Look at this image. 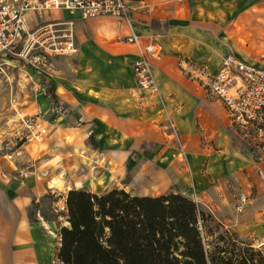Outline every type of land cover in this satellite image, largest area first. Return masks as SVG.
I'll return each instance as SVG.
<instances>
[{"label": "rangeland", "instance_id": "rangeland-1", "mask_svg": "<svg viewBox=\"0 0 264 264\" xmlns=\"http://www.w3.org/2000/svg\"><path fill=\"white\" fill-rule=\"evenodd\" d=\"M127 1L130 6L133 2H137ZM183 1H178L174 16L176 21H181L179 19L188 21L189 26H194L196 24L194 21L197 19L214 23L215 64L197 65L189 58H186L185 63L186 68H193V73L198 69L202 70V84H205L206 88L208 78L217 75L216 67L223 64L224 58L228 55L243 58L251 64L264 65V22H262L263 26L257 22L260 19L259 9L264 12V0ZM209 6H212L214 11L210 12ZM62 13L68 15V18L62 19ZM76 14L60 11L46 16L48 23L74 22V38L78 50L75 54L68 57H54L45 69H35L27 63L12 61L10 58L0 60V161L7 162L16 171L13 164L16 158L21 159L27 154L33 159L29 165L21 167L16 165L18 167L16 180L24 186L26 179L22 176L23 173L34 171V177L43 183V188L37 194H32L31 190L24 188L21 196L39 200L36 206L31 204L29 209L33 217L35 215L40 219L42 215L41 220L50 222L44 230L45 240L48 242L51 238L52 242H56L58 230L66 221L65 203L62 197L72 189L84 188L104 193L119 188L133 195L159 196L168 193L173 187H178L183 194L201 203L204 209L213 215L215 221L239 232L257 248L264 247V195L257 199L255 190L251 197L245 195L246 203L240 204V195L235 201H230L226 199L225 191L221 187L211 186V179L193 174L189 167L190 161L185 157L183 145L177 137L166 138L160 143L147 141L151 139L149 130L157 127L149 126L142 118L146 115L143 113L145 105L136 85L133 96L135 114L133 138L146 141L137 144V148L134 149L140 156L130 154V151L126 150L131 143L128 145L127 137L122 135L125 128L111 127L105 116H102L99 124H94V132H92L96 134L101 150L94 151L91 146H87L89 149L85 148L83 131L78 129L86 124L78 116L81 113L79 106H84V102L69 108L67 104L60 102L61 99L56 103L49 96L52 88L58 97L66 101L73 100L71 94L65 98L60 94L59 89L54 87L58 82L57 77H63L73 94L75 93L73 88L81 92L77 83L81 67L75 25ZM38 24H42L38 17L36 20L29 18V26L32 29ZM133 48L135 49L134 46ZM53 78H55L54 83ZM44 79L47 83L43 81ZM208 93L217 99L210 91ZM127 111L126 105H118L115 115L118 116L119 122L126 120ZM86 113L90 115L95 111L90 108ZM28 120H33V123L37 122V125L47 128V136L31 142L21 139L22 132L26 133L24 123ZM103 124L105 128H102ZM233 127L236 131V134L232 135L235 145L239 149L244 147L254 158L257 157L256 141L235 124ZM169 129L174 130L172 125ZM123 151H127L129 155L126 153L122 155ZM147 152L150 153L148 160L144 158V153ZM119 156L125 157L123 160L120 159L121 165L115 166L113 157ZM91 174L97 175L93 177ZM53 183L55 185H52ZM50 264L60 263L55 259Z\"/></svg>", "mask_w": 264, "mask_h": 264}, {"label": "crops", "instance_id": "crops-1", "mask_svg": "<svg viewBox=\"0 0 264 264\" xmlns=\"http://www.w3.org/2000/svg\"><path fill=\"white\" fill-rule=\"evenodd\" d=\"M178 1L183 0L133 2L130 24L111 16L84 20L76 14L81 67L77 83L81 92L73 88V94L63 77H57L58 82L54 87L57 90L63 89L67 96L71 94L73 99L66 101L59 97L60 102L67 104L69 108L84 102V106H79L81 113L78 116L86 124L78 129L83 131L86 149L89 148L85 142L94 132V124L101 122L102 116L107 118L111 127L125 128L122 135L131 143L126 150L136 149L137 144L145 141L133 138V96L137 84L132 65L137 58V52L133 45L119 42L118 37L129 36L131 30H134L144 43L157 41L164 49L163 59L152 62L160 97L150 96L139 90L145 105L143 113H146L142 118L149 126L157 127L149 130L151 139L147 141L160 143L166 138L177 137L183 145L185 157L190 161L189 167L193 174L211 179V186L221 187L225 191L226 199L230 201H235L241 194L251 197L255 190V197L258 199L264 195V162L256 160L244 147L239 149L235 145L232 135L236 131L230 116L223 103L211 96L205 84H202V70L198 69L193 73V68L185 67L186 58L197 65L215 64L214 23L197 19L194 26H189L188 21H176L174 16ZM209 7L210 12L214 11L212 6ZM259 10L260 13L257 12L260 19L257 22L263 26L264 12ZM61 15L62 19L68 18L65 13ZM153 19L168 21L170 28L168 31L155 32L150 26ZM240 59L251 64L243 58ZM221 65L216 67L217 73ZM55 78L52 79L53 83ZM118 105H126L128 110L126 120L122 122L115 115ZM90 108L95 113L88 115L86 112ZM171 125L174 134L169 129ZM102 128H105L104 124ZM95 138L97 140L96 134ZM97 142L99 143L98 140ZM125 153L129 155L130 152H121L122 155ZM133 154L140 156L138 151ZM31 161L33 159L25 154L21 159L16 158L13 164L17 171L16 165H29ZM16 171L7 162L0 161V264H50L57 259L59 230L56 242H52L51 238L47 242L44 230L50 222L41 220L42 215L40 219L35 215L33 217L29 209L34 200L36 203L39 200L21 196L24 188L37 194L43 188V183L34 177V171L24 172L28 176L25 177L23 173L22 176L26 179L23 186L16 180Z\"/></svg>", "mask_w": 264, "mask_h": 264}, {"label": "trees", "instance_id": "trees-1", "mask_svg": "<svg viewBox=\"0 0 264 264\" xmlns=\"http://www.w3.org/2000/svg\"><path fill=\"white\" fill-rule=\"evenodd\" d=\"M150 26L155 32L170 28L168 21L157 19ZM49 96L59 103L54 89ZM85 143L101 150L94 133ZM64 198L66 221L56 252L60 264H264V247L215 221L178 187L159 196L82 188Z\"/></svg>", "mask_w": 264, "mask_h": 264}, {"label": "built area", "instance_id": "built-area-1", "mask_svg": "<svg viewBox=\"0 0 264 264\" xmlns=\"http://www.w3.org/2000/svg\"><path fill=\"white\" fill-rule=\"evenodd\" d=\"M60 11L79 13L84 20L111 16L128 24L132 22V8L127 0H0V60L14 57L35 69H45L52 58L75 54L78 50L74 22L46 21V16ZM36 17L42 24L32 29L29 18L36 20ZM131 31L129 36L118 37V41L136 49L132 69L137 87L150 96L160 97L152 62L163 59L164 49L157 41L144 44ZM207 88L223 103L232 123L256 141L259 157L255 158L264 162V67L228 55L217 75L208 78ZM24 130L26 133L22 132L20 138L27 142L48 134L47 128L33 120L25 121ZM239 201L246 203L247 197L240 195Z\"/></svg>", "mask_w": 264, "mask_h": 264}, {"label": "bare ground", "instance_id": "bare-ground-1", "mask_svg": "<svg viewBox=\"0 0 264 264\" xmlns=\"http://www.w3.org/2000/svg\"><path fill=\"white\" fill-rule=\"evenodd\" d=\"M59 92H60V94L62 95V96H64L65 98H67L68 96H67V94H66V92L63 90V89H60L59 90ZM128 145H129V143H127ZM132 149H130V153H134L135 152V150H132ZM110 153V152H109ZM114 159H113V163H114V165L116 166V165H121V160H123L124 159V157H121V156H119V157H113ZM121 159V160H120ZM119 167V166H118ZM93 177H95L97 174H91ZM92 182H94V181H92ZM52 185H55V183H53ZM154 196H156V195H154Z\"/></svg>", "mask_w": 264, "mask_h": 264}]
</instances>
